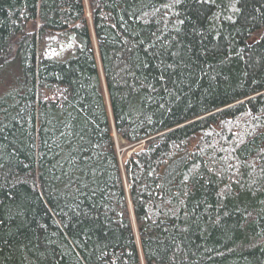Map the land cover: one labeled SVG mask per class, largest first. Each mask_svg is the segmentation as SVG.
<instances>
[{
    "label": "trees",
    "instance_id": "16d2710c",
    "mask_svg": "<svg viewBox=\"0 0 264 264\" xmlns=\"http://www.w3.org/2000/svg\"><path fill=\"white\" fill-rule=\"evenodd\" d=\"M0 264H264V0H0Z\"/></svg>",
    "mask_w": 264,
    "mask_h": 264
},
{
    "label": "rangeland",
    "instance_id": "374dc122",
    "mask_svg": "<svg viewBox=\"0 0 264 264\" xmlns=\"http://www.w3.org/2000/svg\"><path fill=\"white\" fill-rule=\"evenodd\" d=\"M72 49V42L65 43L52 37L45 38L39 44V54L44 57L64 58ZM122 150L124 151L125 149Z\"/></svg>",
    "mask_w": 264,
    "mask_h": 264
},
{
    "label": "water",
    "instance_id": "95a60500",
    "mask_svg": "<svg viewBox=\"0 0 264 264\" xmlns=\"http://www.w3.org/2000/svg\"><path fill=\"white\" fill-rule=\"evenodd\" d=\"M117 139H118V138H116V143H117ZM118 151H121V150H118ZM122 151H123V150H122ZM122 151H121V153H122Z\"/></svg>",
    "mask_w": 264,
    "mask_h": 264
},
{
    "label": "bare ground",
    "instance_id": "6f19581e",
    "mask_svg": "<svg viewBox=\"0 0 264 264\" xmlns=\"http://www.w3.org/2000/svg\"><path fill=\"white\" fill-rule=\"evenodd\" d=\"M117 137V136H116Z\"/></svg>",
    "mask_w": 264,
    "mask_h": 264
}]
</instances>
